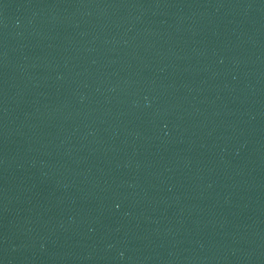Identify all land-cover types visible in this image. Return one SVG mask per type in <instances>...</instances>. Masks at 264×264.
Here are the masks:
<instances>
[{
    "label": "water",
    "instance_id": "95a60500",
    "mask_svg": "<svg viewBox=\"0 0 264 264\" xmlns=\"http://www.w3.org/2000/svg\"><path fill=\"white\" fill-rule=\"evenodd\" d=\"M264 60V0H0V174L164 86Z\"/></svg>",
    "mask_w": 264,
    "mask_h": 264
}]
</instances>
